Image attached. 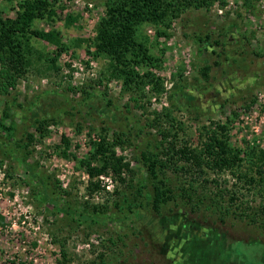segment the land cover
<instances>
[{"label":"rangeland","instance_id":"rangeland-1","mask_svg":"<svg viewBox=\"0 0 264 264\" xmlns=\"http://www.w3.org/2000/svg\"><path fill=\"white\" fill-rule=\"evenodd\" d=\"M24 1L0 0V18H16ZM48 3L54 16L20 37L32 66L16 88L0 93V264H264L263 225L228 213V202L213 207V184L203 195L199 190L205 202L192 212L178 190L184 178L173 174L175 198L157 210L155 182L141 160L142 151L155 149L153 121L166 111L170 117L159 126L194 147L204 127L225 125L233 152L249 168H264V0H226L140 25L137 40L152 61L137 70L154 74L163 91L140 85L137 95L123 91L107 58L94 56L106 0ZM52 30L61 34L62 49L32 35ZM102 137L126 141L116 150L133 172L124 184L100 176L102 190L90 194L81 161ZM210 177L237 190L228 172ZM37 187L61 210L41 203ZM248 193L252 205L264 207V182L262 192Z\"/></svg>","mask_w":264,"mask_h":264},{"label":"trees","instance_id":"trees-1","mask_svg":"<svg viewBox=\"0 0 264 264\" xmlns=\"http://www.w3.org/2000/svg\"><path fill=\"white\" fill-rule=\"evenodd\" d=\"M225 1L106 0V17L97 27L93 45L94 56H103L109 60L113 74L115 73L114 76L123 81L124 92H134L137 95L141 85L143 91L146 87L152 86V91L160 94L163 91V85L159 79L152 73H141L137 70L141 64L152 61L148 49L137 40L138 27L144 23L155 25L166 23L169 20L180 18L189 9H210L216 3L223 4ZM49 6L48 0H25L19 4L16 18H0V93L16 88L18 80L25 76L32 66L30 46L24 44L20 37L24 38L26 35H30V29L36 20H50L54 16V11L49 10ZM74 21L69 20L67 24L70 25ZM32 35L62 49L61 34L56 30L33 31ZM51 63H53L51 66H54V60ZM210 71V66H206L203 70L206 79H208ZM132 100L139 106L136 98ZM169 114L165 111L162 116L155 117L152 128H159L155 149L147 148L141 153V160L148 170L149 178L155 182L154 205L156 209L158 210L161 204L175 198L176 190L169 183V174H173L178 176V180L181 177L184 178V182H181L178 190L192 212L201 208L205 202L204 197L199 194V190L203 191L213 184L215 186V190L212 191L214 195L208 197L212 201L213 207L226 208L227 206L224 207L223 202H228V213L231 212V209L235 213L239 211L236 213V217L252 224L264 226V207L252 205V202L246 198L249 195L248 190L262 192L263 166L256 169L249 168L244 163L245 159L233 152L225 125L214 123L211 127H204L203 131H200L201 145L194 147L189 141L181 139L177 132L173 133L169 128L159 126L164 117H170ZM41 128H43L42 124ZM119 137L121 136L119 135ZM63 142L66 146L63 155L66 156V150L70 143L65 138ZM124 143L126 141H122L121 138H116V141L111 142L106 137H102L90 157L81 161V167L90 177L88 186L90 194L102 190L101 183L98 181L100 176L111 174L124 184L125 176L133 172L130 163L117 154L116 149ZM261 160H264V152ZM210 172L232 174L235 178L233 186L237 190L233 187H223L217 179L210 177ZM228 182L229 180H225V183ZM143 189L144 187H141L137 190L136 199L143 195ZM34 191L41 203L47 207L54 206V208L60 209L58 205L52 204L53 198L49 193H45V188L37 187L34 188ZM204 192L206 191H203L202 195L205 194ZM256 196H258L257 193ZM195 197H197L196 200ZM129 208L130 212H134L135 207L132 203ZM64 211L67 212L66 209ZM70 213L75 215L73 211ZM224 216L219 217L222 223L225 220Z\"/></svg>","mask_w":264,"mask_h":264}]
</instances>
